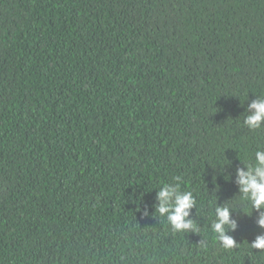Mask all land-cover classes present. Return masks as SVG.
I'll use <instances>...</instances> for the list:
<instances>
[{
    "label": "trees",
    "instance_id": "16d2710c",
    "mask_svg": "<svg viewBox=\"0 0 264 264\" xmlns=\"http://www.w3.org/2000/svg\"><path fill=\"white\" fill-rule=\"evenodd\" d=\"M258 98L264 0H0V264H264Z\"/></svg>",
    "mask_w": 264,
    "mask_h": 264
},
{
    "label": "clouds",
    "instance_id": "9594fccd",
    "mask_svg": "<svg viewBox=\"0 0 264 264\" xmlns=\"http://www.w3.org/2000/svg\"><path fill=\"white\" fill-rule=\"evenodd\" d=\"M251 114L247 116L245 123L250 128H258L261 122H264V98H258L249 104ZM256 165L249 166L248 171H238V184L240 190L244 194V198L248 200L252 207L259 213L257 224L264 228V152L257 151ZM173 195L171 188H162L158 193L160 205L158 211L161 215L169 213L168 219L176 230H187L193 225L186 222L185 218L189 215V210L193 206V200L190 193L178 194L175 197L174 205L171 209L167 205V201ZM219 220L214 223L213 228L218 234L219 240L222 241L226 249H231L236 245L234 238L225 234V225H229L230 212L228 208L217 209ZM231 228H235V223L230 224ZM253 249H264V234L258 235L255 240L250 243Z\"/></svg>",
    "mask_w": 264,
    "mask_h": 264
}]
</instances>
